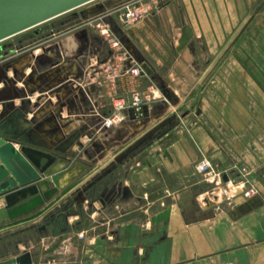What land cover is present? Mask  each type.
I'll return each mask as SVG.
<instances>
[{"label":"crops","instance_id":"0c3cea01","mask_svg":"<svg viewBox=\"0 0 264 264\" xmlns=\"http://www.w3.org/2000/svg\"><path fill=\"white\" fill-rule=\"evenodd\" d=\"M126 1H97L57 19L55 44L0 49V132L16 147L26 143L50 151L78 131L83 149L74 144L68 160L89 166L44 205L0 223V244L17 241L0 260L29 251L32 264H264V87L250 77L222 79L215 72L222 66L223 37L236 36L241 22L254 20L247 12L254 0H161L124 27L111 13L134 59L153 69L142 76L141 87L157 89L142 115L129 109L123 122L103 127L123 86L104 81L103 65L112 51L95 30L77 23ZM259 21L264 34L263 13ZM182 26L193 34L177 50ZM246 26L248 46L257 30ZM157 77L170 89V99ZM175 111H182L181 122L165 125L104 175L94 185L100 189L91 207L86 198L77 211L78 190ZM203 157L210 161L209 174L196 169ZM68 164L58 160L51 168ZM242 167L246 184L256 189L250 196L225 198L221 180L238 176ZM51 213L67 214L65 228L47 232L42 220ZM32 225L47 230L18 240Z\"/></svg>","mask_w":264,"mask_h":264},{"label":"water","instance_id":"95a60500","mask_svg":"<svg viewBox=\"0 0 264 264\" xmlns=\"http://www.w3.org/2000/svg\"><path fill=\"white\" fill-rule=\"evenodd\" d=\"M90 1L92 0H0V42ZM192 34L191 27L182 26L176 49L184 47ZM142 67L146 74H153V69L146 62L142 63ZM157 78L162 93L170 99V89L159 77ZM168 121H171V118ZM163 129L164 126L157 131L149 132L136 144L120 152L109 166L84 184L78 190L80 199L77 198L79 200L77 211L81 212L80 208L86 198L89 199L88 205L91 207L94 194L84 196V192L134 154L148 140L159 135ZM80 136V132H72L52 150L46 151L26 143H20L19 147H16L5 132H0V199H3L0 206V223L29 214L44 205L89 169L88 165L78 160H71L72 162L68 160L69 154L75 155L72 150L74 144L80 148L84 146ZM58 160L69 161V164L59 170L51 168ZM63 219L67 220V214L63 215ZM0 264H32L31 253L29 251L19 253L0 260Z\"/></svg>","mask_w":264,"mask_h":264},{"label":"built area","instance_id":"2783aa9c","mask_svg":"<svg viewBox=\"0 0 264 264\" xmlns=\"http://www.w3.org/2000/svg\"><path fill=\"white\" fill-rule=\"evenodd\" d=\"M161 0H129L115 7L111 12L98 14L88 19L85 23L93 26L102 37L103 41L112 51L108 63L103 65L107 77L104 80L112 84L120 82L123 86L124 95L113 96V110L110 115L103 118L101 125L111 127L120 124L127 118L128 110L132 109L137 116L143 114V108L155 99V84L146 88L141 87V79L145 74L142 64L136 61L124 41L116 33L108 16L116 13L122 27L128 26L146 14L157 9ZM196 169L203 174L211 172V164L208 158H201ZM245 181H233L228 178L224 181L223 191L230 199L239 194L250 196L253 189H246Z\"/></svg>","mask_w":264,"mask_h":264},{"label":"rangeland","instance_id":"374dc122","mask_svg":"<svg viewBox=\"0 0 264 264\" xmlns=\"http://www.w3.org/2000/svg\"><path fill=\"white\" fill-rule=\"evenodd\" d=\"M97 1H101V0H92V1H90L88 3H85V4L81 5V6H79V7H76L75 9L67 11V12H65V13H63V14H61L59 16L53 17V18H51V19H49V20H47V21H45V22H43V23H41V24H39V25H37L35 27H32V28H30L28 30H33V29H36V28L54 27V25H57V19L65 17V16H68V15H71L72 13L78 12V11H80L82 9H86L88 6L94 4ZM119 4H120V2L119 3L117 2V5H119ZM114 7H117V6H114ZM247 12L251 15L249 18H251V19L253 18L254 20H249L248 22H246V21L241 22V25L239 26V30H241V31H239L236 36L229 37L227 35L226 37H223V39H222L223 40L222 53H221L222 66L220 68L216 69L215 72H216V75L221 76L222 79L223 78H229L230 76L250 77L256 83H258V84L261 83L262 85H260V86L264 87V34H262V29L263 28L261 26V21H259V19L261 18V14L262 13L264 14V0H254V3L247 7ZM92 17H93L92 14H89V15L87 14L77 24L80 26V28L92 29V30H95L98 33V31L93 26L85 23L88 19H90ZM112 17L115 18L116 14L113 13ZM246 24H249V25L253 24L254 25L253 28L255 30H257V35L255 34L254 37L248 38L249 40L252 41V43H250V45H248V46H245V44H246L244 42L245 36H242L244 34V30L247 27ZM114 28L116 29V27H114ZM28 30L23 31V32H21L19 34H23V33L27 32ZM13 38H15V37L14 36L10 37V38L5 39L4 41H1V42H8L9 40H11ZM231 62H234V64H233L234 67H231V66H233L231 64ZM199 71H201V70H199ZM181 113H182V111H175L172 115L168 116L169 118H171V121H168V117H167V118L164 119L163 122L158 123L152 129H156L157 128L156 130H159L163 126L169 124V122L171 123L170 125H175V124L180 123L181 122L180 121L181 120ZM147 134H145V133L142 134L139 139H135L125 149H127V148L131 147L132 145L136 144L138 140H140L141 138H144ZM152 139L153 138L148 140V142L145 143L137 151L142 150ZM80 149H83V147L80 148ZM133 155L134 154H132L128 158L132 157ZM116 156L111 159V162H113L115 160ZM128 158H126V159H128ZM244 168L245 167H242V170H241V172L239 171V175L238 176H230V177H227V179L231 178L233 181H236V182H239L241 180L245 181V178L248 175L245 172ZM221 181H222L221 182L222 194H223V196L225 198H227L225 196V194H224V191H223V185H224V181L225 180H221ZM244 186H245L246 189H249V190L250 189H253V190L256 189L251 184H249V186H248L246 184V181L244 183ZM237 196H245V195L239 194ZM5 232L8 233V232H10V230L3 231V233H1V234H6ZM3 256L4 255L0 254V257H3Z\"/></svg>","mask_w":264,"mask_h":264},{"label":"flooded vegetation","instance_id":"af4514ba","mask_svg":"<svg viewBox=\"0 0 264 264\" xmlns=\"http://www.w3.org/2000/svg\"><path fill=\"white\" fill-rule=\"evenodd\" d=\"M18 34L13 35L15 38L9 40L8 42H0V49L33 48V47H41L49 43L55 44V41L57 39V25H54V27L36 28L33 30H28L23 34H19V35ZM94 185L92 186V188L88 189L87 192L89 191L90 194H95L100 189V185L96 187H94ZM63 220H64L63 215H59L57 218V216L54 213H51L47 215L42 220V222L48 225L47 232H54V231H58L59 229L65 228L66 221ZM30 228H29L30 231H28L23 237H20L21 239L26 241L29 239L37 238L39 236V233L45 232L47 230L42 226L39 228H35L34 225L30 226Z\"/></svg>","mask_w":264,"mask_h":264},{"label":"trees","instance_id":"16d2710c","mask_svg":"<svg viewBox=\"0 0 264 264\" xmlns=\"http://www.w3.org/2000/svg\"><path fill=\"white\" fill-rule=\"evenodd\" d=\"M17 239L21 240L20 237ZM16 243H17V241H8V242H5L3 244H0V254L5 255L8 252V250L14 249L13 246H15V248H16V245H15Z\"/></svg>","mask_w":264,"mask_h":264},{"label":"bare ground","instance_id":"6f19581e","mask_svg":"<svg viewBox=\"0 0 264 264\" xmlns=\"http://www.w3.org/2000/svg\"><path fill=\"white\" fill-rule=\"evenodd\" d=\"M0 201H2V200H0Z\"/></svg>","mask_w":264,"mask_h":264}]
</instances>
